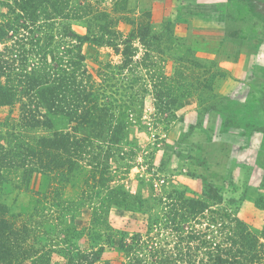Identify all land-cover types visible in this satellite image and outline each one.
Wrapping results in <instances>:
<instances>
[{
    "label": "rangeland",
    "instance_id": "rangeland-1",
    "mask_svg": "<svg viewBox=\"0 0 264 264\" xmlns=\"http://www.w3.org/2000/svg\"><path fill=\"white\" fill-rule=\"evenodd\" d=\"M20 1L0 0V83L15 89L24 71L70 60L83 86L72 112L95 102L107 115L70 150L72 165L4 173L0 201L20 233L14 261L0 264H264V0H39L34 25L17 18ZM210 21L224 22L223 41ZM11 102L0 106L2 147L85 134L49 115L51 128L21 131L25 101ZM209 187L217 204L190 216L181 195Z\"/></svg>",
    "mask_w": 264,
    "mask_h": 264
},
{
    "label": "trees",
    "instance_id": "trees-1",
    "mask_svg": "<svg viewBox=\"0 0 264 264\" xmlns=\"http://www.w3.org/2000/svg\"><path fill=\"white\" fill-rule=\"evenodd\" d=\"M20 2L22 10H20L17 18H23L24 22H30L34 25L33 13L28 12V9L30 7L33 10L38 8L39 0H21ZM127 52V50L121 51V55L123 57L127 56ZM76 58L80 59V56ZM21 61H24L23 56ZM62 64V67L58 69L59 72L42 71L41 73L29 74L24 71V74L20 75V87L16 86L17 84H13L14 88L16 86L15 89L10 86L9 81H5L4 85L0 83V87H3L0 90V106L11 105V100H13L14 96L21 94V98L25 101L22 105V110L27 119L22 121L19 130L22 131L25 128L38 126L51 128V120L43 121L45 116L49 115L52 117H70L68 125L82 129L85 134L83 137L78 138L77 134L74 133L75 131H72V133L68 130L66 132L55 131L49 137L38 138L33 141L19 139L20 142H16L12 147L14 150L9 148L8 145L6 148V145L2 147L0 144V188L7 182V176L13 166L22 170V179L25 180L33 165H38L48 172L61 169L67 166L68 163L72 165L74 157L73 159L68 157L70 150L93 138L96 139V137H90V135H94L96 129L101 128L105 123L102 119L107 114H102L103 110L97 109V106L94 105L95 102L89 103L86 107L83 106L84 108L80 113L77 111L72 112L71 108H76L74 104H77L80 99L79 92L83 89L82 81L79 77L80 68H77L80 66L70 60L64 61ZM82 91L84 92V90ZM110 118H113V116H110ZM41 121H43L42 125H40ZM5 172H7V176L4 175ZM213 191L211 187L207 188L201 198L186 199L181 195L185 199L184 206L189 211L190 216L203 218L209 208L208 202L217 204V196L213 194ZM210 213L212 216L224 218L226 222L230 220L225 214L220 216L216 210H212ZM13 220L14 218L9 216L7 206L0 201V259H7L10 263L15 259V254L12 251L15 248L13 243L20 233V230L17 229L18 226ZM208 221L212 222L211 216ZM194 232V235L189 236L188 239L198 241L199 239L196 238L195 234L198 235L197 237H201L200 231L194 230ZM203 236L208 237L207 233ZM199 244H201V248L206 249L205 252L209 254L208 256L212 254L217 260H221V256L225 255L224 250L217 244L213 245V241L203 240ZM96 261L93 260V262ZM164 262L158 261L159 264H167ZM209 262L207 260V263H203L202 260H199L197 263L209 264Z\"/></svg>",
    "mask_w": 264,
    "mask_h": 264
},
{
    "label": "crops",
    "instance_id": "crops-1",
    "mask_svg": "<svg viewBox=\"0 0 264 264\" xmlns=\"http://www.w3.org/2000/svg\"><path fill=\"white\" fill-rule=\"evenodd\" d=\"M200 1L202 2V3L201 2H198L200 4L211 3V4H215L216 5V4L227 3V0H200ZM205 2H207V3H205ZM198 10H199L198 11L199 16L197 17V20H199L201 22V24L199 25V27H205L204 26L205 25V19H204L205 15H202L205 12V10H203V7H200V9L198 7ZM214 17H217V15H215ZM223 27H224V22L223 21H221V23H217V21L216 22L215 21H210L209 28L211 30H213L215 33L217 32L216 34L218 35L217 36L218 37V43L221 42V41H223V38L225 37V36L224 37L222 36V35H224L223 32L221 33V31L219 30V28L222 29ZM263 52H260L261 54L259 56H261L263 54Z\"/></svg>",
    "mask_w": 264,
    "mask_h": 264
}]
</instances>
